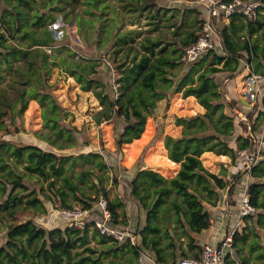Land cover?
Returning <instances> with one entry per match:
<instances>
[{
	"label": "trees",
	"instance_id": "16d2710c",
	"mask_svg": "<svg viewBox=\"0 0 264 264\" xmlns=\"http://www.w3.org/2000/svg\"><path fill=\"white\" fill-rule=\"evenodd\" d=\"M60 1L69 0H0V242L5 239L0 245V264H152L147 261L149 251L154 252L155 264H176L179 256L180 259L200 258L202 249L196 245L193 234H200L212 225L213 216L206 204L217 206L222 192L227 189L228 205L235 209L240 206L243 189L240 191L236 182L245 173L249 177L247 193L257 211L241 218L233 235L234 251L227 252L223 264H264V145L258 148L261 133L256 131L264 121L263 15L260 13L252 19L237 11L228 22L214 18L215 38L222 48L212 49L188 62L185 49L196 43L203 33L207 4L199 0H180L184 2L182 6L162 5L175 12L167 20L176 12L182 13L181 19L171 23L174 26L171 33L178 40L169 42L164 34L159 33L144 36L138 46H133L132 31L120 30L122 18L126 14L138 17L148 12L155 21L151 31H155L163 19L157 0H117L116 6L110 4V0H82L85 7L81 11L75 12L74 7L71 16L68 17L66 11L64 16L68 21L76 20L79 34L88 38L90 43L94 41L92 49L98 53L74 59L75 48L70 47L60 55H52L48 50L49 47L59 50V44L67 36L66 28L59 38L48 26L57 17L54 11L61 7ZM261 1L263 5L259 11H264V0ZM109 9L112 10L110 17L107 15ZM221 23L223 25L219 27ZM87 28L91 30L89 34ZM111 47L116 77L111 66L104 67L105 62L97 61L95 57ZM117 56L119 62L115 59ZM245 61L252 73L260 75L258 81L262 94L257 96L256 103V119L260 123L246 126L254 133L245 131L239 124L235 105L230 103L233 100H228L226 86L222 88L217 79L220 73H238ZM55 67L69 73L82 90L92 91L98 98L102 108L94 117L97 124L104 120L123 121L124 128L117 137V146L131 144L126 149V160L130 156L133 160L138 154L147 119L154 113L158 99H166L168 109L171 94L182 92L185 97L195 96L205 108L204 113L177 117V125L182 126L181 135L165 136L169 160L180 163L175 177L167 178L138 166L130 180L125 184L121 182L131 201L137 200L144 213L145 225L141 229L129 227L125 212L127 204L118 194L110 198L103 187L102 172L113 168L104 154L96 151L65 152L78 148L81 141L77 128L61 124L69 113L54 93L56 82L51 81V76ZM177 67L185 72H175ZM103 68L108 74L99 77L98 72ZM114 84L119 88L116 89ZM31 99L42 106L45 125L55 134L52 137L47 133H35L42 142H47L48 148L15 138L25 131L19 121ZM135 139H138L137 143H134ZM243 149L252 153L257 151L256 160L250 171L242 169L235 174V181L231 184L232 180H227L223 173L209 171L201 159L203 153L213 151L229 155L233 165L238 161L239 166L246 167L239 156V150ZM143 156L144 153L140 162ZM160 157L161 161L154 162V157H149L146 162L163 171L169 166V160L164 155ZM77 162L82 165L80 170H75ZM39 179L48 183L60 205L66 206L64 208H72L76 201L81 202L83 208L96 207V214H101L99 206L95 205L100 196L105 197L111 213L110 223L139 236L134 243L130 239L116 241L98 230L95 216L88 218L91 221L84 228L70 226L62 214L58 217L66 223L52 227L36 218L20 219V212L28 206L42 213L47 211L43 199L31 194L33 190L29 183ZM114 179L119 185V180ZM88 186L93 188L91 193L95 197L86 194ZM45 196L52 197L51 194ZM90 233L100 247L90 244ZM183 237H187L188 252L182 250Z\"/></svg>",
	"mask_w": 264,
	"mask_h": 264
},
{
	"label": "rangeland",
	"instance_id": "374dc122",
	"mask_svg": "<svg viewBox=\"0 0 264 264\" xmlns=\"http://www.w3.org/2000/svg\"><path fill=\"white\" fill-rule=\"evenodd\" d=\"M110 2H111L110 4H113L115 6L118 5L117 0H110ZM157 3L161 6L160 18L163 19L162 21H160L159 27L156 28L155 31L154 30L151 31L154 26L153 22L155 21L148 12H143L138 17H133L129 14H126V16L122 18L120 30L132 31L131 36L132 38L135 39V41L132 43L133 46H138L140 40H142L144 36H148V35L154 36L159 33L164 34L165 40L169 42H175L178 40V37H175V35L174 34L172 35L171 33L173 32V28H174V26H172L171 23L173 21H177L181 19L182 13L176 12V14L173 15L174 17L169 19L170 20L169 21L166 18L167 17L169 18V16L175 12H173V10L171 9L166 10L164 6H175L176 4H179L178 6H182L184 2L180 1L181 3L180 4L177 3L176 0H157ZM59 5L63 8L61 7L56 8L54 12L57 17L55 20L51 21L48 24V26L53 29V32H55V34L59 36V38L62 37L63 32L65 31L66 28L67 36L65 37L63 43L59 44L60 47L59 50H57L54 47H49L48 50L51 52L52 55H56V54L60 55L61 53H65L70 47L75 48L76 53L74 59H77L78 57L81 56L90 57L96 55L98 52L92 49L94 48L93 46L94 41L93 43H90L88 38L85 39L84 36L79 34L78 32L79 30L77 29L75 19L68 21L66 20V16H64L65 11L68 12L67 13L68 17L71 16L73 14L72 9L74 7H75V12L76 10L81 11L82 10L81 8L85 7V4H83L82 0H79L78 2L77 1L72 2V0H69L67 2L60 1ZM195 5L196 4H194V6ZM200 8H202V5H200ZM120 10L121 8L119 9V11ZM107 15L108 17L112 15L111 9H109ZM262 19H264V15ZM222 25L223 24L221 23L218 26L222 27ZM90 32L91 30L87 28V33L89 34ZM103 37L104 36L102 35V38ZM112 49H113L112 47L109 50L105 49L102 53H99L95 57H97V61L99 60L105 62L104 63L105 65H103L104 67L108 65L111 66L113 69V75L114 77H116L117 72L115 70V63L112 62L113 58L111 57ZM115 59L118 62L120 60L119 56H117ZM248 66L249 64L247 63V61H245L244 66L240 68L238 73L236 74L220 73L217 74V79L222 84V88L226 86L228 100H233V103L232 102L230 103L235 105L236 109L234 110V112L236 114V118L238 117L240 118V119L238 118L239 124L243 127L245 131L247 130L248 132L251 133L252 132L251 127L247 129L246 126L247 125L252 126L253 122L260 123V121L259 119H256L258 115L257 114L258 105L256 104L257 103L256 91H252L255 89H251V92L255 96L252 102L250 101L252 99V96L247 91L249 89L248 73L250 72ZM174 71L179 74H182L185 72V69L178 70L177 67L174 69ZM3 72L6 76L8 75V71L5 69L4 64H3ZM104 74L106 75L108 74L106 68H103L101 69V71L98 72L99 77ZM223 76H227L229 79L226 80L227 78H224ZM51 81L56 82L54 93L56 94L62 107L69 113V115L61 121V124L66 127L77 128L78 130L77 135L79 137V140L81 141L80 142L81 145H79L78 148H73L70 151H65V152H69L68 154L89 153L91 151L102 152L105 156V160L107 161V163L113 167V168H108L105 172L97 171L98 173L102 172V174L104 175L105 185L103 187H106L108 191V196L111 198H113V196L115 195L114 190L116 188L118 189V187H120V193L122 194V196L127 197V191L124 190L120 185L121 182L124 181V177H125L124 173L125 174L128 173L127 170L124 169V166L126 165L125 163L127 161L126 149H128L130 146L129 143H124L120 148L117 146V137L124 128L123 121H121L120 119H114L113 121L104 120L100 124H97L94 117L95 114L102 108L100 101L92 91L82 90L80 84L75 80V78L72 77L69 73L61 70L60 68L55 67L53 69ZM114 85L116 89L119 88L118 84H114ZM228 88L231 90V92L230 90L228 91ZM171 95L181 96L180 93H172ZM241 96L242 97L245 96L246 98H248L247 100L249 101V104H243L241 101ZM166 104L167 101L165 102V99H158L157 107L154 113L152 114V116L148 117L147 119L149 120L146 129L147 137L144 139L143 145L144 144L146 145L147 143L148 145L147 146L144 145L145 147L142 146L141 149H143L144 147V149L146 150L148 149V150L147 152L146 150L144 151L146 152V154L143 157V161L146 160L147 157L146 155L149 150L152 152L151 157H154V159H157V157L160 156V154L165 155L163 152H164L166 134H170L173 132V134L180 135L182 133V126L177 125L178 115L176 114V112L170 111V113H168L172 105L171 102L169 103L170 108L168 107V109H166ZM190 106L191 104L189 103V107ZM182 108L180 109L179 113L188 111V110H183ZM19 122H22L25 131H22L21 134L16 135L15 138H19L24 142H28V143L34 142L42 145V147L44 148H48V146L46 145L47 142L44 140L42 142L36 136L35 133H42V135H45L47 133L50 134L52 137H55V134L49 129L48 126L45 125V120L42 116V106L35 99H31L29 101L28 108L25 110L23 114V118ZM245 122H249L250 124H246ZM256 131H259L258 133H261L260 135L261 138L259 140L260 142L261 140L264 139V121L256 129ZM160 133H162V135L160 138H158L157 135ZM153 140L155 141L152 142ZM256 152L254 151L253 153L256 154ZM202 156L203 154L201 155V158ZM141 164L142 162H140V160L137 161L138 166L142 167ZM74 166H75V170H80L82 167V165L78 162ZM93 166L97 168L95 164H93ZM135 169L137 170L138 167H135L134 170ZM114 177L117 178V180H119L120 183L119 185L115 183ZM230 180H232V182L230 181V184L233 183L235 181V175L230 177ZM29 185L33 190V193H31L32 196L36 194L40 196L43 199L47 211L45 213H42V211L34 210L32 207L28 206L20 212V219L36 218L42 224L48 227L57 226L59 224L66 223V222L62 223L63 218L58 217L61 216V211L66 206L60 205L61 202L56 198L54 192L50 191V189L48 188V183L46 181H42L41 179H39L38 182H32L29 183ZM245 186L247 187V183L245 184ZM242 189H243L242 191V196H243L245 192V188L240 186L239 190L241 191ZM92 191L93 188L88 186L86 190V194L89 195L90 198L96 196L91 193ZM45 194H51L52 196L51 199L46 198ZM100 197L98 199H100ZM127 200L128 202H130L132 198L131 199L128 198ZM75 206L83 207L84 205L81 202L74 201L71 207L73 208ZM93 212L94 211H92V213ZM129 212H130V216L134 218H140V216L144 214L142 210L140 209L138 210L134 204L132 205L131 210ZM127 218L130 217L127 216ZM4 243H5V239L0 242V245ZM90 244L92 246L100 247V245L96 242V237L92 233H90ZM229 250L231 252L234 251L232 249V246L230 248L226 247L225 250L226 254ZM123 258H121V260H123ZM179 258H181V256H179Z\"/></svg>",
	"mask_w": 264,
	"mask_h": 264
},
{
	"label": "built area",
	"instance_id": "2783aa9c",
	"mask_svg": "<svg viewBox=\"0 0 264 264\" xmlns=\"http://www.w3.org/2000/svg\"><path fill=\"white\" fill-rule=\"evenodd\" d=\"M201 3L207 4V19L203 24V33L198 41L185 49V58L188 62L197 60L204 53L216 49L222 48L221 43L216 36V30L214 27L213 19L221 18L225 21H229L230 16L237 12L242 11L250 18L256 19L260 13L264 15V11H259L261 7V0H199ZM215 38V39H214ZM248 92L252 96L251 102L254 99V95L251 92L256 91L257 96H261L262 91L259 85L260 75L251 72L250 65L248 66ZM264 145V139L260 141V146ZM259 146V149H260ZM259 153V151H258ZM256 154L248 149L239 150V156L243 158L245 162V169L250 171L253 162L256 160ZM95 206H99L101 214H96V207L83 208L75 206L73 208H63L61 214L64 218L69 220L71 225H75L79 228H84L89 220L93 218L96 222L98 230L107 236L112 237L114 240L124 242L130 239L134 243V235L127 229L122 230L118 226H113L111 222V213L108 208V200L101 196ZM94 210V213L92 211ZM257 208L250 202V196L247 192L244 193L240 202L239 217L238 220L228 228L225 238L219 244L206 243L202 247L201 257H184L179 260L177 264H223L224 256L226 254V247H231L233 244V235L240 226V220L246 215L256 213ZM69 224V225H70Z\"/></svg>",
	"mask_w": 264,
	"mask_h": 264
},
{
	"label": "crops",
	"instance_id": "0c3cea01",
	"mask_svg": "<svg viewBox=\"0 0 264 264\" xmlns=\"http://www.w3.org/2000/svg\"><path fill=\"white\" fill-rule=\"evenodd\" d=\"M176 2H178V1H176ZM202 10H203V8L200 9V11H202ZM228 79L229 78H227L226 80H228ZM229 90L230 89L228 88V91ZM230 92H231V90H230ZM180 94H181V96L180 95H172L171 96L170 102L172 105H171V108L169 107L170 110L168 111V113H170V111H174V112H176L178 117H183V116H190V115H195L198 113H204L205 112V108L197 101V98L195 96L185 97L182 92H180ZM247 99L248 98H246V100ZM165 102H166V99H165ZM189 103L191 104L190 107H189ZM185 106H187V107H185ZM182 107H184V108H182ZM181 108L183 110H188L191 112L187 111V112L179 113ZM169 135L177 137V136H180L181 134L177 135V134H173V132H172ZM146 137H147V134L145 133L143 138H142V142H144V139ZM137 141H138V139H135L134 143H137ZM144 145L143 144L141 145V147L139 148L138 154L135 156V158L133 160H132V157L130 156L129 159L126 161V163H125L126 165L124 166V169L127 170L128 173L127 174L124 173L125 177H124V181L122 183L125 184L126 181L130 180L136 174L138 169L134 170V168L138 167L137 161H139L141 154L144 153V156H145V154L148 150V149L147 150L144 149V147L147 146L148 143L145 146ZM142 146H144L143 149H141ZM145 150H146V152H144ZM163 153L165 154L164 156L167 157V159L169 160L168 155H167V149L165 146H164V152ZM151 155H152V152L149 150L147 155H146L147 156L146 160L142 161L143 165L141 164L142 167H144V169H149V170L159 172L167 178H172V177H175L177 175V173L180 169V163L174 162V161L172 162V160H169V162H168L169 166H166L165 170L162 171L156 166H152V165L149 166L147 164L146 161L148 160L149 157H151ZM201 159H202L205 167L209 171H211L215 174L223 173L227 180H229L230 177L237 174L240 170L245 169V166L244 167L239 166L238 161L233 165L232 159L229 155L217 154L213 151H207V152L203 153V156ZM157 160L161 161L162 158L160 156H158L157 159L152 158V161H154V162ZM242 162L244 165L245 162L243 159H242ZM172 163H175V164L172 165ZM170 167H172V169H169ZM173 167H174V169H173ZM243 180L245 181L244 184H246L248 182V180H249L248 174L246 175V173H245L244 175H241L240 179L236 182L238 187L241 186V183L243 182ZM244 184H243V186L245 188V192H247L246 186ZM120 186H122V188L124 190H126L124 185H120ZM114 193L118 194L123 199V201L127 204L125 212H126V215L128 217H130V218H127L128 222H129V227L133 228V229H141L145 225L144 214H142L140 216V218H134V217L130 216V212H129L131 210V207L133 204L139 210V204L137 205L138 201L135 199L136 200L135 202L134 201L128 202V200H127L129 198L128 192H127V197L122 196V194L120 193V187H118V189L116 188L114 190ZM227 196H228V193H227V189H226L222 192L221 201L218 203L217 206L212 207V206H209L208 204H206L208 207V210L211 212V214L213 216L212 225L210 226V228L204 230L200 234H193V238L196 239V245L201 246V249H202L203 245L206 243H211V244L221 243L222 240L224 239L225 234L228 231V228H230L238 220L240 206L238 205V207L236 209L233 208V206H231V205L228 206L229 203L227 201ZM138 236H139L138 234L136 235V237L134 236L135 239ZM181 245L183 248L182 250L188 252L187 237H183V241H182ZM178 252L181 253V250L178 249ZM153 256H154V252L149 251L148 257H147L149 260H147V261L148 262L150 261L152 264H155V258ZM179 260H180V258H179ZM179 260H177V263L179 262ZM172 261H173V259L170 260V262H172Z\"/></svg>",
	"mask_w": 264,
	"mask_h": 264
},
{
	"label": "water",
	"instance_id": "95a60500",
	"mask_svg": "<svg viewBox=\"0 0 264 264\" xmlns=\"http://www.w3.org/2000/svg\"><path fill=\"white\" fill-rule=\"evenodd\" d=\"M241 101L243 104H249V102L246 100V98L241 96Z\"/></svg>",
	"mask_w": 264,
	"mask_h": 264
}]
</instances>
